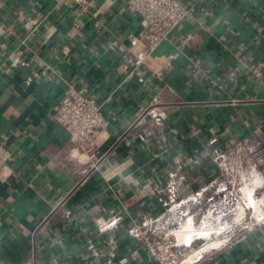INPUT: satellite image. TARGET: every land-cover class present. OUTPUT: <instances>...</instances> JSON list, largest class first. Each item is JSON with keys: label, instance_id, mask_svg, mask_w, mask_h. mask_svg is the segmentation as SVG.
Segmentation results:
<instances>
[{"label": "crops", "instance_id": "crops-1", "mask_svg": "<svg viewBox=\"0 0 264 264\" xmlns=\"http://www.w3.org/2000/svg\"><path fill=\"white\" fill-rule=\"evenodd\" d=\"M128 1L0 0V264H157L149 220L203 246L188 264H264V227L201 221L264 162V0H179L154 50ZM70 92L106 119L90 152L53 119Z\"/></svg>", "mask_w": 264, "mask_h": 264}, {"label": "built area", "instance_id": "built-area-1", "mask_svg": "<svg viewBox=\"0 0 264 264\" xmlns=\"http://www.w3.org/2000/svg\"><path fill=\"white\" fill-rule=\"evenodd\" d=\"M128 4L142 20V37L149 50L157 48L188 13L187 5L179 0H129ZM29 24L35 21L30 19ZM53 119L83 152L93 150L107 125L97 102L81 93L62 96L53 107ZM8 159L7 152L0 148V160L5 163ZM261 165L247 182L231 181L206 200L202 225L212 229L214 237L224 235V246L244 231L264 227V162ZM154 222H144L140 229L130 232L143 239L157 264H188L191 251L201 254L203 246L194 249L177 244V228L170 222L165 220L153 227Z\"/></svg>", "mask_w": 264, "mask_h": 264}, {"label": "bare ground", "instance_id": "bare-ground-1", "mask_svg": "<svg viewBox=\"0 0 264 264\" xmlns=\"http://www.w3.org/2000/svg\"><path fill=\"white\" fill-rule=\"evenodd\" d=\"M189 232L187 228H184L183 231H181L178 235H179V238L181 239L180 241H185L186 237L189 235Z\"/></svg>", "mask_w": 264, "mask_h": 264}, {"label": "rangeland", "instance_id": "rangeland-1", "mask_svg": "<svg viewBox=\"0 0 264 264\" xmlns=\"http://www.w3.org/2000/svg\"><path fill=\"white\" fill-rule=\"evenodd\" d=\"M183 230H184V229H183ZM183 230H182V231H183ZM178 234H179V233H178ZM178 238H179V235H178ZM179 239H180V238H179Z\"/></svg>", "mask_w": 264, "mask_h": 264}]
</instances>
